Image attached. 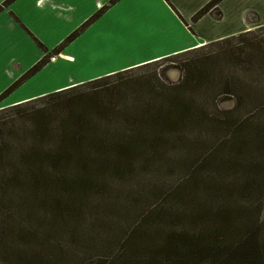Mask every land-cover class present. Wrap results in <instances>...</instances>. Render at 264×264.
<instances>
[{
	"label": "rangeland",
	"instance_id": "obj_1",
	"mask_svg": "<svg viewBox=\"0 0 264 264\" xmlns=\"http://www.w3.org/2000/svg\"><path fill=\"white\" fill-rule=\"evenodd\" d=\"M176 92L199 119L171 125L177 139L158 152L78 167L57 148L60 129L86 134L72 129L83 117L129 130L148 119L136 106ZM180 183L204 192L171 196ZM170 231L207 233L189 264H264V26L75 91L0 102V264H147L149 253L179 263L166 260Z\"/></svg>",
	"mask_w": 264,
	"mask_h": 264
},
{
	"label": "crops",
	"instance_id": "obj_2",
	"mask_svg": "<svg viewBox=\"0 0 264 264\" xmlns=\"http://www.w3.org/2000/svg\"><path fill=\"white\" fill-rule=\"evenodd\" d=\"M211 1L0 0V95L80 30L0 102L20 105L264 26V0H219L195 17Z\"/></svg>",
	"mask_w": 264,
	"mask_h": 264
},
{
	"label": "trees",
	"instance_id": "obj_3",
	"mask_svg": "<svg viewBox=\"0 0 264 264\" xmlns=\"http://www.w3.org/2000/svg\"><path fill=\"white\" fill-rule=\"evenodd\" d=\"M218 1L219 0H212L203 9H201L195 17L206 13L209 8ZM95 16L96 15H94L89 21L93 20ZM74 35L75 34L71 35L62 45L53 49L49 54L45 55L33 67H31L25 75H23L0 95V101L17 85H19L21 81L25 80L27 77L43 67L49 61L51 56L58 54L62 46L74 37ZM79 86L80 85L74 86L67 90L75 91ZM169 89L176 90L177 88L172 86ZM154 100L156 101L154 105H142L134 108L135 113H140L143 118L148 117V119L140 124H136V127L129 130L125 128L121 121H117L115 123L110 120L94 121L91 117L90 120H85L83 117L84 115H81L80 117H83V121L73 123L72 129H86V134L77 136V132L71 134L64 128L60 129L59 135L61 138L60 144L57 148L61 152H73V155L76 157L74 164L78 167H99L107 163H110L111 166L119 165L121 163V166L126 167V162H121L122 156L158 152L163 147V142L177 139L173 136V134L175 135L176 133L169 130L171 125L175 123H183L186 120L194 121L199 119L198 112L194 110L193 107L188 105L185 95L180 94V92H176L175 94L157 95ZM198 111L201 114V110L199 108ZM70 116H72V114ZM111 126H114V128L111 129ZM93 156L94 158H92ZM201 192L204 191L203 189L199 190V187L187 188L183 183H180L172 189L171 196L178 197L183 193L188 196L197 195ZM200 233H197L194 236L196 239H193L185 233L177 236L174 232H168L163 241L165 247L164 251L167 254L166 260L179 261V263L174 264H189L197 252L202 249H207L211 244L206 236L207 233L204 231H201ZM182 241L184 242V246L181 245ZM254 250L259 255V260L264 261L261 257V252H259L257 242L254 243ZM158 256L159 253H149L147 255L146 263L164 264L163 262H159L157 260ZM184 258L185 260L182 261Z\"/></svg>",
	"mask_w": 264,
	"mask_h": 264
}]
</instances>
